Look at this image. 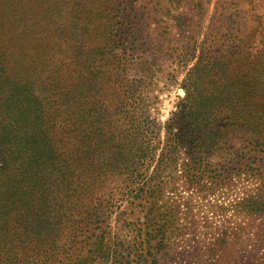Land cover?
<instances>
[{
	"label": "rangeland",
	"instance_id": "obj_1",
	"mask_svg": "<svg viewBox=\"0 0 264 264\" xmlns=\"http://www.w3.org/2000/svg\"><path fill=\"white\" fill-rule=\"evenodd\" d=\"M27 18L40 24L24 28ZM39 32L44 42L61 48L57 59L70 51L79 58L88 47L116 46L128 79L136 82L142 135L153 139L155 158L172 143L169 118L191 110L204 137V158L222 170L206 171L197 188L185 183L178 166L171 183L157 189L152 205L126 210H135L129 217L132 234L118 244L111 234L103 239L98 248L106 258L88 239L93 232L75 236L64 231L54 240H31L26 247L34 252H19L13 264H264V123L254 122L258 119L249 116V107L238 109L239 114L224 111L226 105L217 110L201 96L214 91L203 76L224 84L221 74L211 72L222 65L231 74H258L264 81V63L250 59L264 56V0H0V50L10 53L12 64ZM220 110L229 117L219 121ZM212 129L221 133L217 143L209 140ZM186 151L181 146L176 158H185ZM148 209L150 224L176 219L178 225L187 224L186 240L171 239L169 253H156L157 241L145 235ZM110 246L117 249L111 258Z\"/></svg>",
	"mask_w": 264,
	"mask_h": 264
},
{
	"label": "trees",
	"instance_id": "obj_2",
	"mask_svg": "<svg viewBox=\"0 0 264 264\" xmlns=\"http://www.w3.org/2000/svg\"><path fill=\"white\" fill-rule=\"evenodd\" d=\"M34 20L27 18L24 28L40 24ZM42 28L44 36L54 41V34L47 35ZM38 34L13 64L10 53L0 50V258H7L0 264H13L19 252L33 251L26 247L31 240H54L64 231L75 236L93 232L88 239L97 255L106 258V251L98 248L103 239L111 234L118 244L132 234L134 222L129 217L135 210H126L139 205L143 211L152 205L155 192L171 183L178 166L185 183L197 188L206 171L222 168L204 158L199 119L185 109L169 118L172 143L155 158L153 139L144 140L142 135L136 82L128 79L116 46L88 47L79 58L70 51L57 59L61 48ZM91 39L97 43L96 36ZM251 58L264 63L262 55ZM213 71L226 81L222 85L203 76L214 89L209 95L201 92L203 100L214 108L226 105L224 111L237 114L249 107V116L258 119L254 122L264 123V81L257 79L258 74H231L225 65ZM219 116L221 121L229 114ZM220 134L212 129L209 140L217 143ZM181 146L187 149L185 158H176ZM150 209L145 235L157 241L156 253L167 252L171 239L186 240L187 224L178 225L177 219L162 226L150 224ZM114 250L107 248L110 258Z\"/></svg>",
	"mask_w": 264,
	"mask_h": 264
}]
</instances>
